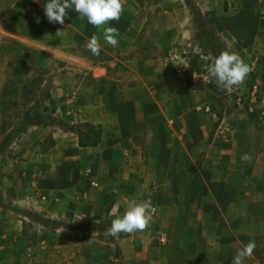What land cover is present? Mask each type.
<instances>
[{
    "label": "crops",
    "instance_id": "crops-1",
    "mask_svg": "<svg viewBox=\"0 0 264 264\" xmlns=\"http://www.w3.org/2000/svg\"><path fill=\"white\" fill-rule=\"evenodd\" d=\"M44 3L45 0H0V47L37 49L40 64L46 66L54 61L55 77L62 91L47 93L46 101L52 102V109L46 107L47 110L58 115L61 107L76 123L95 125L102 131L101 139L96 146H80L77 131L66 129L60 120H56L58 124L42 126L43 130H36L34 137L29 136L31 139L19 146L18 155L13 153L15 159L8 156L6 162L0 160V204H17L37 211L39 207L47 212L52 207L33 198L36 186L31 180L33 172L25 167L23 160L39 138L41 143L45 142L42 149L52 145L50 150L57 151L59 162L92 159L88 166L83 162L78 167H88L86 170L94 173L103 170L105 175L117 179L137 174L150 176L158 172L159 165L162 175L199 174L206 192L208 177L215 171L216 175L233 177L228 198L216 200L217 217L209 218L198 210L199 203H207L203 201L196 202V218L187 213L183 216L178 211L179 202L172 200L177 192L174 183L169 199L162 196L151 205L164 222L165 229L161 227L166 237L164 246L129 248L131 243L127 241L120 256H109L117 260L112 264H232L237 251L249 242H255L256 247L245 264H264V117L243 107L231 111L226 104L221 105L218 114L210 112L204 94L213 88L202 83L192 89L184 80L193 68L208 65L210 52L216 57L223 51L234 52L254 71L250 70L243 83L228 90L243 94L257 81L259 107L264 108V15L258 3L255 0H121L120 19L106 25L118 31L115 47L104 43L103 26L89 24L72 9L66 10L63 25L49 23L44 16ZM195 10L213 34V40L206 32V38L204 33L200 37ZM93 35L101 45L98 56L87 48ZM213 43H219L220 47ZM11 53L18 52H9V56ZM65 87L71 90L65 91ZM150 145H155L156 152L151 151ZM69 146L83 150L82 154L71 152ZM245 153L251 159L242 162ZM200 155L201 167L196 164ZM54 156L41 154L39 158L47 160ZM154 162L156 167L152 166ZM20 173H27L29 180ZM79 176L74 190L65 189V185L56 188L63 193L85 190L80 179L83 171ZM241 178H244L243 186L239 183ZM119 190L128 192L121 186ZM93 193L96 191L90 188L92 203L96 202ZM1 205L0 226L5 231L0 234V264H10V260L18 258L20 250L32 249L26 244L23 231L24 222L31 219L3 211ZM109 207L113 214L119 207L125 211L129 208L124 201ZM168 208L174 209V215L167 224L163 215ZM78 209L73 218L81 221L86 217L96 218L101 207L89 203ZM150 232L155 237L156 231ZM85 239L75 245L64 244L66 255L72 254L64 264L72 263L70 258L75 257L79 261L73 264H88L95 249L84 246L91 244L87 240L91 237Z\"/></svg>",
    "mask_w": 264,
    "mask_h": 264
},
{
    "label": "rangeland",
    "instance_id": "rangeland-1",
    "mask_svg": "<svg viewBox=\"0 0 264 264\" xmlns=\"http://www.w3.org/2000/svg\"><path fill=\"white\" fill-rule=\"evenodd\" d=\"M196 18H198L199 26L201 28V35L205 32L213 36L210 30L206 27V23L203 19L200 18L199 12L194 11ZM205 27V28H204ZM208 34H205L208 36ZM209 38V37H208ZM212 40L214 37L211 38ZM209 44L210 40H209ZM213 45L217 48L220 47L219 43H213ZM9 52H18L16 55L9 56ZM39 51L37 49L30 50H20L16 48H2L0 47V160L7 161L8 156H14V152L19 154L20 145H23L25 140L30 137H34L35 131L43 130L42 128L46 125L53 123L58 124L56 119L60 120L66 129H74L77 130V126L79 123H76V119L70 113L64 112V109L60 107V112L58 115L50 108L52 102L49 103L46 101V95L49 92L50 94L56 93L57 91H62L60 88V83L56 79L57 65L54 63H50L46 66L39 63L38 56ZM217 57L213 52L209 53L208 56V65L203 69L208 73V67L212 63H214ZM59 86V89H58ZM207 87L213 88V91H206L204 94L207 97V102L210 105L208 111H213L218 114L221 105L226 104L229 109H240L243 106H239L237 103L238 94L235 91H230L228 87L217 86V84L213 81ZM223 89V91H216L219 88ZM65 91L71 90V87H65ZM53 91V92H52ZM52 92V93H51ZM225 101V103H224ZM69 108L72 106L71 102L68 104ZM48 107V108H46ZM243 109H248L243 107ZM36 111L39 114H36ZM44 115H48L50 118H45ZM25 118L28 124V127L25 128L24 131L19 132V125L21 121ZM52 118H55L52 120ZM38 121V123H35ZM61 125V126H63ZM43 126V127H42ZM63 126V127H64ZM13 131L15 132V137L11 138ZM7 135H9L7 137ZM30 136V137H29ZM37 138V137H35ZM31 139V138H30ZM43 141H46L44 139ZM31 142V141H30ZM40 138L37 143H31L32 148L31 152H29L28 157H25L23 160L25 161V167H30L31 172V180L33 179L36 186L33 189L32 195L33 198L39 201L45 202L44 204H52V207L47 211L41 210H33L31 208H27L33 211H37L43 215L48 217H52L54 219H58L64 221L65 223H70L74 221H79L78 218L74 219V213L79 212L80 205L83 204H93L101 207L96 218L89 219L88 217H83L82 222H104L108 218L113 215L119 214L120 212H125L124 207H119L116 213L113 214L111 208H108V205L112 206V204H116L118 202L124 201L125 207H131L135 204L145 203L150 204L149 209L146 213L147 216L150 217L147 227L142 231H136L130 233V238H123L120 235L113 237L109 234L108 231L105 230H78L69 227H59L58 229H46L41 224L34 223L32 220H26L23 224V231L25 234V242L27 245L32 247L31 250H20L18 258L10 260V264H64L68 262L69 257L72 254L66 255L68 252L64 250L63 246L65 243H70L75 245L78 240L81 239L80 242L86 241L85 238L91 237V239H87L91 241V244H84L93 247L95 249L94 255L90 256L88 264H112L117 262L114 259V256H120L121 250L126 246V242L130 241L129 248H135L137 245H154L156 247L164 246V243L161 242L160 238L163 234L164 222L161 220V214L157 213L155 209H152L151 205L155 204L158 198L164 196L165 199H169L168 195H172L173 185L176 183V197H172V200H177L181 207L178 208V211L185 216H192V218H196V202H207L200 204L202 206L199 207L198 210L209 218L217 217V208H216V200L227 199V192L231 191L233 188V177H222L214 174L208 177V187H206V192H204V184L201 185L200 175H188L182 174L177 176H172V174L162 175L159 173L160 166L158 167V172L148 175H131L129 177L122 176L121 179L113 178L109 175H105L104 171L93 172V170H86L89 162H93L92 159L89 161H83L86 163L87 168L81 169L78 167L79 164H82V161H62L59 162L56 159L57 151L52 148V145L47 148L42 149ZM69 145V144H68ZM144 149V146H141ZM69 150L73 153L82 154L83 150L80 149H72L69 146ZM151 151L156 152L155 145H150ZM42 150V151H41ZM49 150V151H48ZM41 151V153H40ZM90 152V150H85ZM46 152H48L46 154ZM43 154V157L46 155H55L52 159L47 158V160H40V156ZM20 161V159L18 160ZM201 155L196 160V164L201 167L202 165ZM157 164V163H156ZM155 162L152 164L156 167ZM186 166H188V161ZM35 170V172H34ZM42 170V171H41ZM40 171L42 175H40ZM83 171L82 179L85 185L82 191H68L66 190L61 192L62 190H58L56 187H60V189L65 185V189H73L77 182H79V174ZM144 173L143 170H141ZM22 172V171H21ZM155 172V171H154ZM37 173V174H36ZM87 174H91L86 177ZM21 177L27 176V173H20ZM29 180V176H27ZM96 180V181H95ZM120 180L123 183H120ZM99 183V185H95V182ZM240 185L243 186L244 178H241ZM49 183V184H48ZM124 183H126L124 185ZM120 186L122 189H126L125 194L122 193L123 190H119ZM69 187V188H67ZM90 188L94 189L96 193H93L94 200H90ZM134 191H133V190ZM74 190V189H73ZM119 190V191H118ZM124 192V191H123ZM86 193V195H84ZM96 197V199H95ZM64 200V204L61 205V202ZM2 204V203H1ZM0 204V205H1ZM3 205V206H2ZM1 206L3 207V211L10 210L11 212H17L13 210L12 207H20L17 204H5L3 203ZM8 206V207H7ZM187 206L189 208L187 209ZM203 207V208H202ZM25 208V207H22ZM44 209V208H43ZM0 207V211H1ZM174 209L168 208L165 214L163 215L167 217L166 223L171 222L172 217L174 215ZM45 211V212H44ZM23 215V214H22ZM162 227V228H161ZM150 230L156 231L155 237L154 234L150 232ZM4 227L0 226V234L4 233ZM125 236V237H129ZM166 241V240H165ZM114 255L113 257H110ZM70 264L75 263V261H79L77 257L70 258ZM62 260V261H61ZM61 261V262H60ZM79 263V262H78ZM86 264V263H85Z\"/></svg>",
    "mask_w": 264,
    "mask_h": 264
},
{
    "label": "clouds",
    "instance_id": "clouds-1",
    "mask_svg": "<svg viewBox=\"0 0 264 264\" xmlns=\"http://www.w3.org/2000/svg\"><path fill=\"white\" fill-rule=\"evenodd\" d=\"M68 9H72L86 18L87 22L98 28L103 26V41L116 46L118 31L115 27H107L110 21H118L122 12L121 0H45L43 11L49 23L61 24L65 22ZM39 23V18H37ZM87 48L92 55L100 54L101 45L95 35L87 43ZM250 67L236 53L223 51L208 67V77L217 86H237L243 83L250 72ZM251 156L247 153L241 156L242 162H247ZM149 206L145 203L129 207L122 216L113 219L108 232L113 237L120 233H133L144 230L150 217L146 215ZM255 242H249L237 251L232 259V264H245L255 250Z\"/></svg>",
    "mask_w": 264,
    "mask_h": 264
},
{
    "label": "trees",
    "instance_id": "trees-1",
    "mask_svg": "<svg viewBox=\"0 0 264 264\" xmlns=\"http://www.w3.org/2000/svg\"><path fill=\"white\" fill-rule=\"evenodd\" d=\"M195 8V5H194ZM184 80L187 82L188 86L192 89H196L199 88V86L202 83H193L191 80L190 75H185L184 76ZM37 114H39V112L36 111V116ZM45 118H50L48 115H44ZM55 118H52V120H54ZM57 120V119H56ZM35 123H38V121H36ZM28 124H30V122H27V120L25 118H23V120L20 123V127H19V132L24 131L26 127H28ZM217 122L215 123L211 133H210V137L208 139V143L211 142L212 140V135L215 131ZM77 133L79 136V145L80 146H96L101 139V129L96 127L95 125L88 123V122H83L80 123L77 126ZM15 132L13 131L12 136H10L11 138L15 137ZM9 135H7L8 137ZM13 210L22 213L24 216H28L30 217V219L34 222V223H38L41 224L43 227H45L46 229H56L59 227H69V228H73V229H78V230H82V229H86V230H105L108 231V228L111 225V222L113 219L117 218L118 216H122L124 213L120 212L119 214L113 215L110 218H108L107 220H105L104 222H82V221H74V222H70V223H65L64 221L58 220V219H54L52 217H48L46 215H43L37 211H33L27 208H22V207H12ZM120 236H127L129 235V233H120L118 234Z\"/></svg>",
    "mask_w": 264,
    "mask_h": 264
},
{
    "label": "built area",
    "instance_id": "built-area-1",
    "mask_svg": "<svg viewBox=\"0 0 264 264\" xmlns=\"http://www.w3.org/2000/svg\"><path fill=\"white\" fill-rule=\"evenodd\" d=\"M258 5L261 7L262 15H264V0H255ZM251 71H254V68L251 67ZM191 80L193 83H205L210 84L211 80L208 77V73L203 69L193 68L189 73ZM259 83L255 81L251 84L248 91L244 93V95H238L237 103L239 106L246 107L248 109L258 111L261 117H264V108L259 107ZM209 109V107H207ZM166 237L164 235L161 236L160 241L164 242Z\"/></svg>",
    "mask_w": 264,
    "mask_h": 264
}]
</instances>
